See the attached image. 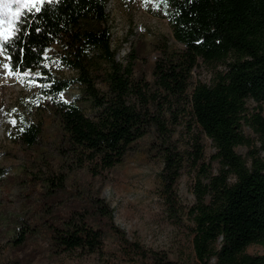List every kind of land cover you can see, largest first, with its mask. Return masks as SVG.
I'll use <instances>...</instances> for the list:
<instances>
[{"label": "trees", "instance_id": "obj_1", "mask_svg": "<svg viewBox=\"0 0 264 264\" xmlns=\"http://www.w3.org/2000/svg\"><path fill=\"white\" fill-rule=\"evenodd\" d=\"M165 2L172 34L183 47L163 49L151 78L135 74L134 51L125 61L116 58L106 0H47L39 12L22 8L11 32L0 31V52L13 70L38 69L66 147L90 173L111 168L132 143L151 133L149 150L162 160L161 193L168 208L177 212L176 182L188 170L194 201L184 212L190 221L193 262L128 237L114 222L108 203L97 196L85 197L47 225L48 247L54 253H97L104 264H264V116L260 111L246 113L247 98L260 108L264 104V0ZM52 44L75 75L57 76L42 63ZM199 59L219 61L224 68L217 69L210 83L190 85ZM75 83L91 114L77 101L61 98ZM243 119L258 133L260 148L251 147L241 129ZM192 124L212 140L215 151L209 161ZM179 125L189 134L182 148L172 138ZM39 131L36 123L19 127L27 144L36 141ZM239 144L249 146V161L236 152ZM213 160L218 162L215 171ZM21 242L22 233L13 243ZM253 243L262 245V252H248Z\"/></svg>", "mask_w": 264, "mask_h": 264}, {"label": "rangeland", "instance_id": "obj_2", "mask_svg": "<svg viewBox=\"0 0 264 264\" xmlns=\"http://www.w3.org/2000/svg\"><path fill=\"white\" fill-rule=\"evenodd\" d=\"M106 1L111 46L116 50V58L123 61L131 51L135 52L136 75L151 78L153 64L163 49L183 47L172 34L165 0ZM4 2L10 0H0V21H3L0 31L9 34L16 18L3 9ZM11 7L15 11L17 5L11 3ZM8 28L10 31L5 33ZM42 63L57 76L76 74L61 62L57 44L44 52ZM5 64L9 65L12 75L9 68L2 67ZM223 68L224 64L219 61L199 59L193 67L190 85L197 81L210 83L217 69ZM100 78H97L99 86L102 85ZM41 82L38 69L13 70L8 56L0 52V264H104L97 253L79 249L54 253L48 247L47 225L65 216L70 207L85 197L94 196L108 203L114 222L128 237L164 251L171 258L193 262L190 221L184 212L194 201L193 177L188 170L184 169L176 182L177 212L168 208L161 193L162 160L157 152L149 150L151 133L132 143L124 158L111 168L90 173L87 165H80L79 158L66 147L65 133ZM61 98L75 100L87 114L92 113L78 83L63 91ZM246 108L247 115L260 111L264 116V104L260 108L252 98H247ZM23 122L39 126V134L32 144L25 143L19 135ZM241 129L251 139V147L260 148L258 133L244 119ZM186 130L179 125L172 135L179 148L188 145ZM192 132L199 134L205 161H209L215 151L212 140L195 124ZM248 149L246 144L235 146L236 152L247 161ZM217 167L218 162L211 161L212 170ZM20 233L22 242L15 245L13 241ZM246 250L260 253L263 247L253 243Z\"/></svg>", "mask_w": 264, "mask_h": 264}, {"label": "snow or ice", "instance_id": "obj_3", "mask_svg": "<svg viewBox=\"0 0 264 264\" xmlns=\"http://www.w3.org/2000/svg\"><path fill=\"white\" fill-rule=\"evenodd\" d=\"M47 2V0H10V2H4L2 4V7L3 9L8 12L11 17L13 18H18L21 13H20V9L21 8H27L29 9L30 11H34V12H39L40 11V5ZM54 2V0H53ZM11 3H15L17 5L15 11H13L12 7H11ZM3 21H0V24H2ZM9 25H11L12 21L9 20L8 21ZM10 31V28L8 29H5V33L9 32ZM5 39H8V36L5 35L4 37ZM2 67L4 68H9V65L5 64V65H2ZM12 71L11 69L9 68V75H12ZM27 74H25L26 76ZM21 79H23L24 77H20Z\"/></svg>", "mask_w": 264, "mask_h": 264}]
</instances>
